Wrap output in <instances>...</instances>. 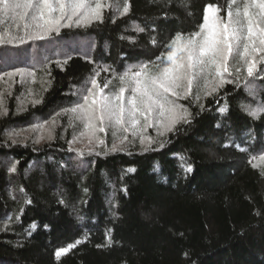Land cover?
Here are the masks:
<instances>
[{
    "label": "trees",
    "instance_id": "obj_1",
    "mask_svg": "<svg viewBox=\"0 0 264 264\" xmlns=\"http://www.w3.org/2000/svg\"><path fill=\"white\" fill-rule=\"evenodd\" d=\"M230 1L107 0L102 22L34 41L29 19L0 22L6 41H26L0 45V81L18 68L34 77L1 92L0 264H264V110L249 114L256 100L264 109V65L246 76L256 100L229 74L211 96L184 99L192 122L147 151L73 147L62 111L93 77L118 91L124 71L198 30L207 4ZM22 51L31 58L16 62ZM51 123L49 140L24 134Z\"/></svg>",
    "mask_w": 264,
    "mask_h": 264
},
{
    "label": "snow or ice",
    "instance_id": "obj_2",
    "mask_svg": "<svg viewBox=\"0 0 264 264\" xmlns=\"http://www.w3.org/2000/svg\"><path fill=\"white\" fill-rule=\"evenodd\" d=\"M232 5L224 17L215 4H207L198 30L188 35L177 31L166 46V55L162 53L153 61L140 62L124 71L119 76L118 91H106L109 85L104 83L100 86L93 77L86 94L78 97L74 106L62 111L84 122L89 131V143L95 142L97 148L106 145L105 140L96 134L111 127L114 140L107 150L123 151L126 142L131 143L127 135L117 136V131H120L138 136L147 151L157 142L146 135L148 128H156L158 136L162 137L173 132L177 125L192 122L191 113L177 100L191 96L194 87L200 88L201 82L205 96H211L231 82L225 78V74H229L230 58L242 61L247 77H253L258 63L264 62V0H243L242 7L237 5V0H232ZM101 8L99 0L95 6L87 0H0V22L4 18L30 19V23L23 25L27 40H44L53 34L60 35L62 29H84L93 21L102 22ZM124 12H128L127 7ZM25 36H11L6 41L0 35V45L17 41L23 45ZM236 71L239 72L240 68ZM23 72L18 68L15 73L6 75H23ZM195 98L200 99L199 95ZM35 103L40 104L41 101ZM0 109H3L2 101ZM262 110L251 109L249 114L255 117ZM59 115L61 113L57 112L56 116ZM10 171H15V167ZM188 171H192L191 167ZM67 251L60 248L55 254L59 256Z\"/></svg>",
    "mask_w": 264,
    "mask_h": 264
},
{
    "label": "rangeland",
    "instance_id": "obj_3",
    "mask_svg": "<svg viewBox=\"0 0 264 264\" xmlns=\"http://www.w3.org/2000/svg\"><path fill=\"white\" fill-rule=\"evenodd\" d=\"M93 1L94 0H87V3L91 4L92 6H95L96 1L94 4H92ZM99 2L102 4V8H101V16H102L103 8L105 9V7H108L109 3L107 2V0H99ZM237 5L242 7L243 6V0H237ZM232 8H233V5H232V0H231L229 5L226 6L225 9L220 8V10H221L220 15L226 17L227 12ZM28 23H30V19H29ZM22 52L25 53V56H22V55L16 56V58H14L16 60V62H19L20 59L31 58L30 52H28V51H22ZM261 65H264V62L258 63L257 67H259ZM237 68H240L239 72L236 71ZM229 74H232V76H234V77L235 76L239 77V81L243 82V84L246 88V92L248 94V99L250 101L256 100L259 97V93H260L261 89L258 88V86L255 84L254 85H248V84H252V83H250L251 81H249L248 79L246 80V76H247L246 67L242 65V61H237V60H233L232 58H230ZM229 74H225V78L227 80H230ZM211 78H214V77H210V79ZM25 81L34 82L33 74L30 72L24 71L23 75L15 74L11 77L7 75L4 79H2L0 81V98H1V92H3L2 89L6 90L5 88H9V90H10L11 87H13V84H15L16 82L22 83ZM87 87H90V82H89V84H87ZM203 87H204L203 82H201L200 88L194 87L193 94L191 96H189L188 98H186V100L189 98L195 99V97L197 95L200 96V94H203ZM86 88L82 89L81 92H83V91L86 92ZM125 95H127V92L125 93ZM25 97H26V95L24 93V98ZM28 99L30 100V98H27V97L25 99L19 97L18 101L21 103V105H25L29 101ZM183 100H184V98H181V99L177 100V103L182 104ZM0 101H1V99H0ZM256 101L257 102H255V105L258 107L257 108L255 107V109H263L261 103L258 100H256ZM250 109H253V108H250ZM3 110H4V108L0 109V113H2ZM69 116H70V118H69L70 121H72V123L70 122V125L72 124V129H73L72 130L73 139H72V142L70 144L71 146L76 147L78 149H83V150L101 149V148L105 147V146H101V147L97 148L95 146V142L89 143V131H88V129L85 128L84 122L81 120L75 119V117L71 113H69ZM55 127H56V125L53 123L45 124L43 126L35 128L34 130H31V129L27 130L24 132V134L27 136H30V135L35 136L36 142L40 143V142H44V141L52 138ZM113 131H114L113 128L107 127L106 131L104 133L98 132L96 134L97 136H100L105 140V145L106 146L109 145L108 149H110L112 147V143L114 140ZM123 135H127L129 141H131V143L126 142V146L124 147V149L132 148V147L139 148V149H145L140 144V139L138 136L134 137L130 132L124 133V132L117 131V136H123ZM146 135L153 137L155 140L157 138L161 137V136H158L157 130L154 127L148 128L146 130ZM153 144H155V143H153ZM259 161H264V159H259Z\"/></svg>",
    "mask_w": 264,
    "mask_h": 264
}]
</instances>
